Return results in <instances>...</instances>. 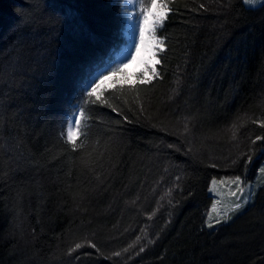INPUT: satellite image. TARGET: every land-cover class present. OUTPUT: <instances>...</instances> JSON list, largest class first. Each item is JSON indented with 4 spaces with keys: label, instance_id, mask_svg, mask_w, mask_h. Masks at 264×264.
<instances>
[{
    "label": "trees",
    "instance_id": "16d2710c",
    "mask_svg": "<svg viewBox=\"0 0 264 264\" xmlns=\"http://www.w3.org/2000/svg\"><path fill=\"white\" fill-rule=\"evenodd\" d=\"M79 2L93 31L110 21L118 50L120 1ZM42 9L43 0H0V45L18 13ZM169 9L156 72L105 82L117 111L90 106L84 149L60 137L71 99L62 72L0 107V264H264V11L239 0H170ZM75 28L56 45L63 59L74 55L67 44L94 48ZM237 176L255 195L231 219L212 216V180L226 188ZM226 191L223 208L243 203Z\"/></svg>",
    "mask_w": 264,
    "mask_h": 264
},
{
    "label": "snow or ice",
    "instance_id": "6c2138e0",
    "mask_svg": "<svg viewBox=\"0 0 264 264\" xmlns=\"http://www.w3.org/2000/svg\"><path fill=\"white\" fill-rule=\"evenodd\" d=\"M169 4L170 0H120L116 34L118 37L122 35L124 40L118 50L116 46L107 43L110 21L98 19L100 33L90 29L81 18L80 8L83 5L79 0L72 4L65 3V0H43L42 13L29 19L18 13L10 25L7 45H0V85L3 86V90H0V107L7 112L11 107L9 102L13 99V92L27 95L26 89L35 90L37 85L51 82L62 72L70 87L71 99L60 123V137L73 151L84 149L90 131V106L99 104L112 108L113 112L117 111L104 98L103 86L109 80L116 83L113 77L117 75H126L124 68L127 63L136 60L142 52H148L164 43L157 38L156 32L167 19ZM239 4L245 11H264V0H239ZM72 25H76V34L91 41L94 48L87 54H81L82 50L67 44L65 47L71 48L74 53L73 58L67 60L62 58V49L56 45L64 42V32ZM116 91L122 92L124 89L117 88ZM3 123L7 135L6 119ZM256 140L264 141V136H257ZM255 142L252 141L253 144ZM252 159V155H247V163H252ZM259 171L264 174V167ZM216 183L213 179L212 185ZM231 183L236 185L237 192H244L240 187L239 176ZM232 195H236V192ZM254 195L250 193L244 197L243 203H235L234 207L226 209L224 218L231 219L227 212L240 211ZM212 211H216L215 202ZM215 223L220 224L221 219H215ZM206 224L209 229L214 227L211 214ZM82 247L84 245L77 243L69 251L71 253ZM88 247L100 252L95 244L89 243ZM112 255L120 256V253L114 252Z\"/></svg>",
    "mask_w": 264,
    "mask_h": 264
},
{
    "label": "rangeland",
    "instance_id": "374dc122",
    "mask_svg": "<svg viewBox=\"0 0 264 264\" xmlns=\"http://www.w3.org/2000/svg\"><path fill=\"white\" fill-rule=\"evenodd\" d=\"M160 50H162L161 45L157 46L155 49H152V54H153V52L155 54L146 63H138L137 60H138L139 56L137 57L136 60H133L130 63H127V66L124 68V70L130 76L129 80H133V77H135V76H141L143 78H149L151 72L155 71V69H156L157 65H156L155 58L157 56V52ZM129 59H130V57H129ZM149 69H151L152 71H149ZM226 186H227L226 188H224V187L222 188L220 186H213L215 188V190L214 191L212 190L213 187L210 190V193L217 198L216 211L213 212L212 216H215V217L223 216V215H225V213L221 214L222 212H224L226 209L230 208L231 206H234L235 202L232 201V203H230V205L228 207H225V208L222 207L221 203L225 199L224 196L227 193L226 190H232V192L230 193L231 194L230 196L232 198L237 199V197H236L237 195H242V197H245V196L247 197L249 195V192L251 189V186L241 184L240 187H242L244 189V192L241 194V193L236 191V185L235 184L230 183L229 185H226ZM234 192H236V195H232V193H234ZM228 196L229 195L227 194V197Z\"/></svg>",
    "mask_w": 264,
    "mask_h": 264
},
{
    "label": "bare ground",
    "instance_id": "6f19581e",
    "mask_svg": "<svg viewBox=\"0 0 264 264\" xmlns=\"http://www.w3.org/2000/svg\"><path fill=\"white\" fill-rule=\"evenodd\" d=\"M120 1V0H119ZM153 56L152 50L148 52H142L138 58V63H146L147 61L150 60V58Z\"/></svg>",
    "mask_w": 264,
    "mask_h": 264
}]
</instances>
